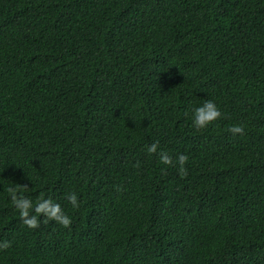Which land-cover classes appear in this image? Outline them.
Masks as SVG:
<instances>
[{"label":"trees","instance_id":"16d2710c","mask_svg":"<svg viewBox=\"0 0 264 264\" xmlns=\"http://www.w3.org/2000/svg\"><path fill=\"white\" fill-rule=\"evenodd\" d=\"M12 182L72 223L27 229ZM0 237V264H264V0H0Z\"/></svg>","mask_w":264,"mask_h":264},{"label":"clouds","instance_id":"9594fccd","mask_svg":"<svg viewBox=\"0 0 264 264\" xmlns=\"http://www.w3.org/2000/svg\"><path fill=\"white\" fill-rule=\"evenodd\" d=\"M222 116L223 114L215 101L203 99L201 103L191 110V125L195 129H204L219 118H222ZM227 130L233 136H236L242 134L244 128L240 123H233ZM157 149L158 141H153L146 145V152L148 154L157 153ZM158 156L160 162L164 165L173 163V157L165 150L161 149L158 152ZM187 159L188 157L183 153H179L175 157L177 172L181 175L184 174L183 165ZM26 187L24 184L14 182L6 187L8 200L17 212L23 226L31 230L39 227V224L42 222L54 221L61 227H69L72 223V218L61 206L60 202L44 192L38 193L35 199H32L22 194ZM64 199L73 210L80 206V200L75 191H69L64 195ZM11 243V240L0 237V252L9 249Z\"/></svg>","mask_w":264,"mask_h":264}]
</instances>
